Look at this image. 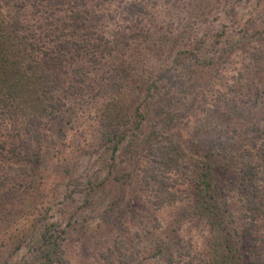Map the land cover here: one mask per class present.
I'll list each match as a JSON object with an SVG mask.
<instances>
[{
  "label": "rangeland",
  "instance_id": "obj_1",
  "mask_svg": "<svg viewBox=\"0 0 264 264\" xmlns=\"http://www.w3.org/2000/svg\"><path fill=\"white\" fill-rule=\"evenodd\" d=\"M80 1L89 48L103 51L76 67L85 88L59 91L64 107L34 135L31 108L0 99V264H44V231L61 234L57 264H264V200L256 215L245 203L253 185L264 191V161L237 176L211 158L232 216L218 217L216 192L195 195L203 158L189 150L225 106L238 109L234 135L264 134V0ZM32 2L0 7H27L32 37L49 43ZM250 144L243 156L261 154L264 142Z\"/></svg>",
  "mask_w": 264,
  "mask_h": 264
},
{
  "label": "trees",
  "instance_id": "obj_2",
  "mask_svg": "<svg viewBox=\"0 0 264 264\" xmlns=\"http://www.w3.org/2000/svg\"><path fill=\"white\" fill-rule=\"evenodd\" d=\"M34 2L31 3L33 14L39 15L41 21L48 22V26H51L48 27L51 28L50 30L54 29V32H50H53L51 36L55 38L49 43L41 42L40 36L32 37V27L24 18L25 13L22 11L26 12L27 7H17L15 10L10 7L9 12L0 7V99L8 98L13 103L23 105H19L20 107L31 108L35 115L28 119L27 132L33 135L40 133L38 121L43 118H54L59 108L64 107L65 103L58 95L59 91L63 90L64 92L66 85H69V90H72L73 93L79 92V88H85L86 79L75 77V75H81L76 67L79 65L89 66V58L94 63L103 54V51L96 50L98 45L94 46L96 49L89 48V24L87 18L83 16L89 14V5L86 6L84 3H80V0H75L74 4L77 8L74 9L73 5H71L72 7L64 5L71 4L72 0H38L37 4L41 6L35 5ZM84 7L86 10L81 12ZM130 8L133 9V6L131 5ZM57 10L62 14L55 19ZM87 15L86 17L89 16ZM80 20H84V23H78ZM167 71L160 73L157 78L144 80L146 82V98H153L151 90H157L161 80L166 78ZM218 112H220L219 115L212 119L214 122L205 124L204 127L207 129H203L202 137L190 145L191 153L201 155L203 158L200 167H198L201 171L200 175H196L193 185L196 189L195 195L202 196L204 200L208 195L211 196V200L215 201L214 192H216L218 202L211 204L213 212L216 215L218 213V217L220 215L232 217L227 196L224 191L218 192L220 187L218 181L215 180L220 166L215 165L211 158L221 156L227 160L231 168L229 175H235V169L240 165H242L240 169L242 173L247 171V167L253 171L259 167V164H262L257 160L264 161V145L260 147L261 154L259 152L256 154L249 149L247 150L248 154L243 156L241 149H247V147H241L240 142L246 140L255 147L258 140L261 143L264 142V134L256 128L245 129L246 134L239 135L242 138V141H239V136L233 133L236 132L234 126L238 109L233 110V113L231 107L225 106V109ZM240 114L243 115V112L238 113L239 116ZM19 115L18 112H15L13 118L17 119ZM249 124L253 126L251 121ZM231 133L233 134L229 136ZM38 137L41 138V136ZM146 138L147 135L143 134L140 137L141 142H146ZM175 150L173 149V151ZM175 152L179 153L178 150ZM241 158H248L249 163H243ZM262 169L264 170L263 166ZM251 195H246L245 203L249 212L256 215L255 213L260 210L259 203L263 204L264 191L259 192V189L253 185ZM209 200L208 202H210ZM258 200L260 202H257ZM60 237L61 234L54 235L48 231H44L42 234V251L39 253V258L43 260L44 264H57L62 261Z\"/></svg>",
  "mask_w": 264,
  "mask_h": 264
}]
</instances>
